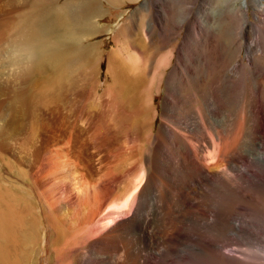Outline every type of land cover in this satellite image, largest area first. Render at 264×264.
<instances>
[{
	"label": "bare ground",
	"instance_id": "bare-ground-1",
	"mask_svg": "<svg viewBox=\"0 0 264 264\" xmlns=\"http://www.w3.org/2000/svg\"><path fill=\"white\" fill-rule=\"evenodd\" d=\"M98 1L57 5L55 0H24L0 16V47L7 41L22 56H33L29 71L0 73V145L15 139L17 156L0 154V264H24L30 257L28 252L41 240L44 208L57 243L63 245L59 261L66 264H71L70 258L77 264H255L224 256L219 248L222 239L254 237L244 224L255 225V214L264 220V111L259 89L246 84L239 107L240 132L246 130L253 144L249 153L229 156L236 152L235 137L225 126L216 129L208 151L204 133L226 102V76L213 69L212 81L199 86L194 110L174 115L165 100V121L153 137L159 149L177 143L174 157H164L163 152L165 159L157 156L153 170L148 162L117 185L103 172L104 157H97L112 143L96 126L107 108L116 106L115 97L131 108L141 103L139 111L146 107L140 96L146 78L131 75L133 67L114 52L111 83L99 92L98 47L81 43L103 30ZM247 2L242 5L245 12ZM255 2L263 9L264 2ZM39 45L49 48L38 47L35 56L33 48ZM254 82L260 84L257 78ZM132 115L130 123L136 117ZM65 157L71 162L60 161ZM52 165L54 170L39 179ZM65 165H70L72 184L66 180L70 175L62 173H68ZM12 173L15 180L9 177ZM206 188L232 191L238 202L230 209H213V194ZM229 217L236 222L230 223Z\"/></svg>",
	"mask_w": 264,
	"mask_h": 264
},
{
	"label": "rangeland",
	"instance_id": "rangeland-1",
	"mask_svg": "<svg viewBox=\"0 0 264 264\" xmlns=\"http://www.w3.org/2000/svg\"><path fill=\"white\" fill-rule=\"evenodd\" d=\"M73 1L76 3V0H55V4L62 5L65 2L71 3ZM243 1H98L104 12L100 17V21H102L99 22V26L103 30L89 37V39H83L81 43H94L98 47L99 55L95 69L96 81L99 82V84L97 83L99 92L104 93L111 83V56L114 52L120 53L124 61L133 67L130 72L131 75L140 74L144 79L146 78L140 93L141 98L146 100V107L139 111L142 107L141 103H136V106L140 107L139 109L135 105L131 108L130 105L121 103L115 97L114 105L116 104L117 107L107 108L102 121L100 120L101 123L96 126L99 133L107 134L108 136H104L112 143L108 150L102 149L101 154L99 153L97 157H104L103 172L107 173L109 178L116 179L117 185H121L125 177L148 162L153 170L155 160L159 157L161 160L165 159L164 157H174L172 147L178 146L177 143L163 145L162 149H159L153 137V132H157L165 121L163 115L165 100L166 98L169 99V112L174 113V115L185 113L186 110H194L199 105V102H196L198 101L199 86L203 81H212L211 72L214 71L213 69H217V71L215 70L216 73L219 70L222 71L226 76L223 84V96L226 102L224 109L220 110L213 123L211 122L212 126L209 125L207 133H204L206 140L208 137L206 142L207 147L209 146L208 151L212 150V144L216 139V129L220 126H225L235 137L232 149L236 152H231L232 155L229 156L232 157L236 153L245 155L253 149L250 134L246 130L240 132L243 117H241V113L239 114V107L245 87H247L246 84L253 83V87L259 89L264 111V7L262 9V7L256 6L254 0H247L249 7L245 12L242 6ZM261 1L264 2V0ZM23 2L24 0H0V16H4ZM6 45L11 44L6 41V43L1 44L0 48ZM38 47L45 48L41 45L33 48L35 56L38 55L37 52L40 53ZM240 66L242 67L240 68ZM240 69L241 71H239ZM254 78L259 80V85L254 82ZM0 99L3 101L4 97L0 96ZM153 100L154 102H152ZM134 107L136 108L133 109ZM131 110L138 112L135 114ZM126 112L128 115L134 114L132 117L136 116L138 120L134 117L130 123L129 117L131 116L126 115ZM133 124L137 125H135L136 128L133 127ZM11 137L14 138L13 135ZM14 140H5V143L0 145V154L4 157H17ZM161 153L164 157L161 156ZM157 156L159 157L156 158ZM65 160L71 162V159L66 157L63 160L60 159V161ZM62 164L60 167L63 166ZM68 166L70 167V165ZM68 166L65 167L68 173L65 170L62 172L65 175H70L66 178L67 182L71 181V177H73ZM53 168H55L54 165L52 168H47L44 171L45 174L41 173V176H38L39 179H42V176L45 178L49 174V170H54ZM0 170H3L2 161ZM12 174L9 177L15 180L16 175ZM73 182L74 180L70 184ZM206 189L210 194H213L209 201L211 206L215 204L214 207L212 206L213 209L220 210L224 207L230 209L238 202L237 195L232 191ZM38 201L41 200L36 197L35 206L40 210L42 205ZM215 201L219 202L216 203ZM223 203L225 204L223 205ZM218 204L220 205L218 206ZM43 210L42 224L44 228L41 231V240L33 252L32 250L29 251L31 254L28 252L27 256L31 258L26 257L27 259L24 258L23 262L24 264H66L68 261H59L58 252L61 251L63 245L57 243V237L49 222L47 210L46 208ZM260 210L264 216L263 206ZM255 215V225L244 224L245 227L256 233L254 237L241 238L235 242L220 238V240L222 239L220 247L223 246L219 249L224 251L221 252L224 256H238L247 262L264 264V220L262 215ZM229 220H231L230 223L236 222L234 217H229ZM256 220L259 221L256 222ZM246 253L253 256L248 257L250 255ZM69 260H71V264H77L75 258Z\"/></svg>",
	"mask_w": 264,
	"mask_h": 264
},
{
	"label": "clouds",
	"instance_id": "clouds-1",
	"mask_svg": "<svg viewBox=\"0 0 264 264\" xmlns=\"http://www.w3.org/2000/svg\"><path fill=\"white\" fill-rule=\"evenodd\" d=\"M33 56H22L21 52L13 45H6L0 48V73L12 74L19 72L23 74L32 67Z\"/></svg>",
	"mask_w": 264,
	"mask_h": 264
}]
</instances>
